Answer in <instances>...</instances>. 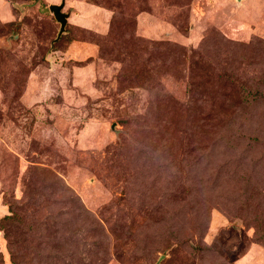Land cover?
Returning a JSON list of instances; mask_svg holds the SVG:
<instances>
[{
  "label": "rangeland",
  "instance_id": "374dc122",
  "mask_svg": "<svg viewBox=\"0 0 264 264\" xmlns=\"http://www.w3.org/2000/svg\"><path fill=\"white\" fill-rule=\"evenodd\" d=\"M0 0V264H264V0Z\"/></svg>",
  "mask_w": 264,
  "mask_h": 264
},
{
  "label": "water",
  "instance_id": "95a60500",
  "mask_svg": "<svg viewBox=\"0 0 264 264\" xmlns=\"http://www.w3.org/2000/svg\"><path fill=\"white\" fill-rule=\"evenodd\" d=\"M64 0H62L59 4L53 3L49 5V10L53 14L55 20L60 24L58 37L64 32L65 26L67 24V19L69 16L68 12L63 11Z\"/></svg>",
  "mask_w": 264,
  "mask_h": 264
}]
</instances>
